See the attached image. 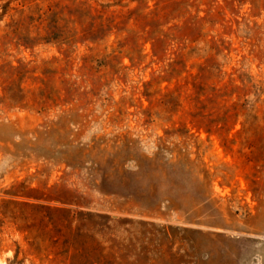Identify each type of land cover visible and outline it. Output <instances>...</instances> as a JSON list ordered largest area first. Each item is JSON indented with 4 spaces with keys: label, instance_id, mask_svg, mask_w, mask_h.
I'll list each match as a JSON object with an SVG mask.
<instances>
[{
    "label": "rangeland",
    "instance_id": "1",
    "mask_svg": "<svg viewBox=\"0 0 264 264\" xmlns=\"http://www.w3.org/2000/svg\"><path fill=\"white\" fill-rule=\"evenodd\" d=\"M0 264H264V0H0Z\"/></svg>",
    "mask_w": 264,
    "mask_h": 264
}]
</instances>
